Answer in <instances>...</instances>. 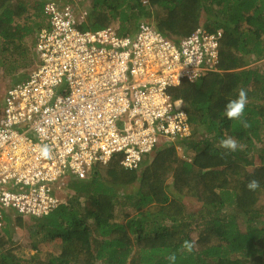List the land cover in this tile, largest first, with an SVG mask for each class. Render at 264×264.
<instances>
[{
	"label": "trees",
	"instance_id": "16d2710c",
	"mask_svg": "<svg viewBox=\"0 0 264 264\" xmlns=\"http://www.w3.org/2000/svg\"><path fill=\"white\" fill-rule=\"evenodd\" d=\"M144 1L93 0L79 28L115 26L132 36L145 22L177 43L200 28L221 34V72L169 90L174 103L182 101L191 134L138 169H126L117 156L86 179L69 172L59 181L64 203L53 213L6 220L0 264H169L172 253L176 264H264V0ZM49 3L61 4L0 0V118L8 91L35 69L36 34ZM240 88L248 96L247 129L224 116ZM226 137L243 150L219 147ZM176 145L191 157L178 156ZM251 179L260 181L256 191L246 188ZM22 233L36 252L29 257L16 253ZM185 240L195 241L191 253L180 251Z\"/></svg>",
	"mask_w": 264,
	"mask_h": 264
},
{
	"label": "built area",
	"instance_id": "2783aa9c",
	"mask_svg": "<svg viewBox=\"0 0 264 264\" xmlns=\"http://www.w3.org/2000/svg\"><path fill=\"white\" fill-rule=\"evenodd\" d=\"M45 16L32 76L8 91L0 118V208L36 216L58 205L54 183L69 172L85 178L115 154L136 169L188 137L169 90L218 72L221 37L200 28L177 43L145 22L132 36L84 31L71 5L55 3Z\"/></svg>",
	"mask_w": 264,
	"mask_h": 264
},
{
	"label": "clouds",
	"instance_id": "9594fccd",
	"mask_svg": "<svg viewBox=\"0 0 264 264\" xmlns=\"http://www.w3.org/2000/svg\"><path fill=\"white\" fill-rule=\"evenodd\" d=\"M144 4H148V1H147V3H144ZM74 10L76 11L77 15H79V13L77 12V10L75 8H74ZM80 22H81L80 26H82L83 19H81ZM46 23H47V21H46ZM44 26H45V24L43 25V27ZM35 47H36V41H35ZM218 72H221V70L219 68H218ZM183 81H185V80H182L179 85L173 86V87L180 86ZM247 103H248L247 91L244 88H240L239 93H238V97L236 99L229 100L228 103L225 105L224 116H226L227 119H229V120L240 121L244 128H246V129L249 128L250 125L244 119H242L243 116H244V112H245V108H246ZM186 114H187V112H186ZM187 116H188V114H187ZM188 118H189V116H188ZM188 125H189V123H188ZM189 128H190V134H191V127H190V125H189ZM185 138H187V137H185ZM181 141L182 140L178 139L175 142L178 144ZM179 147H181V146L176 145V149H179ZM219 147L225 149L228 152H235L238 148L241 149V150H243V147L244 146L241 145V144H239L236 139H234L232 137H226V138H222L219 141ZM161 150H163V149H160V150L156 151L154 154L148 155L147 157L144 158L143 162L146 159H148V161H153L154 158L152 159V157L153 156L155 157L156 154L159 151H161ZM42 155H44V156H47L48 155L47 148L43 149ZM117 156H122V162L121 163H122V166L125 167L123 165V161H124L125 156L124 155H121V154H115L107 162H102V161L95 162L94 165L92 166L91 170L89 172H87V175H86L85 178H80L78 176V174H75V175H77L80 179H86L88 177V175H90V173L92 172V169L96 165H108L112 161V159L114 157H117ZM138 168H136V169H138ZM63 183H64V181H63ZM63 183L60 184L59 181L57 183H54L55 186H54L53 194L59 200V202H58V205L55 208H53V210L48 215H45V216L24 215L23 213L19 212L18 208H16V207H6V206H4V207L0 208V213H1V215H0V229H2L5 226V222H6V220L8 218L10 220H15L17 217H22L24 219V221L26 222V219L27 220H29V219L41 220V219H44L45 217L49 216L51 213L54 212V210L56 208H58L61 204L64 203V201L59 197V196L62 197V195L61 194H58V192H60V193L62 192V185H63ZM259 187H260V181L257 180V179H251L247 183V185H246V188L249 191H256ZM194 248H195V241L185 240L183 242L182 246H181L180 251L183 252V251L186 250L187 252L191 253ZM167 260H168L169 264H176V260H177L176 253L170 254L167 257Z\"/></svg>",
	"mask_w": 264,
	"mask_h": 264
},
{
	"label": "rangeland",
	"instance_id": "374dc122",
	"mask_svg": "<svg viewBox=\"0 0 264 264\" xmlns=\"http://www.w3.org/2000/svg\"><path fill=\"white\" fill-rule=\"evenodd\" d=\"M58 1L61 3L59 7H65V6H70V5L73 6L77 10V12L79 13V15H77L79 20H81V19L84 20V17L87 14H89L92 10L93 0H75L73 4H70L71 2L68 0H58ZM67 3H69V4H67ZM42 22L43 21L41 20V23ZM112 28L118 30V28L115 26H113ZM177 154H178V156H180L181 158H184V159L191 157L190 155H188V152H186V150L183 149L182 146L179 147V149H177ZM153 158H154V156L152 157V159ZM123 221H125V220H123ZM23 235H25V233H22L21 235H19L20 244L22 246H20V249L18 251H16V253H18L19 256L29 257L30 255H33L36 252L32 249L30 237H28L27 235H25V236H23ZM23 237H25V238H23ZM47 247L48 246H46L44 248L47 249Z\"/></svg>",
	"mask_w": 264,
	"mask_h": 264
}]
</instances>
